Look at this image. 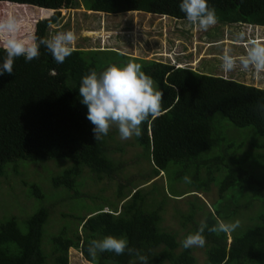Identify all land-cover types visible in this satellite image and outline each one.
<instances>
[{
	"label": "trees",
	"instance_id": "16d2710c",
	"mask_svg": "<svg viewBox=\"0 0 264 264\" xmlns=\"http://www.w3.org/2000/svg\"><path fill=\"white\" fill-rule=\"evenodd\" d=\"M181 2L0 0V8L16 11L26 21L24 29L31 22L29 27L38 28L34 33L44 38V26L54 23L62 10H69L75 4L84 11L106 16L140 13L187 21L179 9ZM207 2L216 10L221 25L264 28V0ZM50 15L49 19H44ZM4 58L5 53L0 48V63ZM129 62L141 64V70L163 91L162 114L145 121L141 136L134 135L124 141L123 146L113 140L118 132L111 129L107 136L96 141L94 126L87 119V107L80 102L82 77L92 70L99 73L111 65L123 67ZM261 104H264L263 89L107 49L77 47L62 64L55 62L44 46L40 48L38 59L26 62L23 57L16 58L12 75L0 76V182L7 178L6 164L62 159L69 164L49 177V188L62 189L63 195L73 202L91 198L81 192L83 174L93 183L103 181L107 184L106 190H111L113 185L117 190H112L115 203L104 204L103 200L96 211L75 217L76 225L66 221L52 232L47 227L50 214L43 204L47 194L38 183L22 181L24 194L33 198L35 204L31 210L24 211L22 217L0 216V264H68L69 250L76 251L88 263L91 260L87 253L89 242L109 235L126 238L129 247L148 257L149 264H196L193 248H183L182 242L176 240V233L160 226L167 199L185 196L187 209L177 211L176 216L185 239L199 229L202 221L209 227L215 225L217 219L233 223L238 211L233 204L241 193L247 199L245 206L255 209L252 216L245 218L249 225L219 235L206 229L203 234L206 244L202 248L205 264H264V155L257 153L262 147L252 152L257 162L251 163L257 166V171L246 167L247 155L242 159H234V153L229 159L214 157L212 162L216 164L219 160L220 167H208L199 159L200 154L210 150L216 142L222 143L221 138L213 136L209 123V116L214 114H219L235 128H250L264 137V112L258 107ZM230 146L224 149L217 146V149L227 152ZM125 149L126 152L136 149L128 162L123 158ZM141 161L149 166L144 175L146 181L141 183L163 177L166 186H170L171 180L177 185L184 183L186 190L168 195L169 198L161 183L152 181L149 187L143 188L133 184L125 176V170ZM11 168L13 174H17L16 167ZM185 176L191 183L186 185ZM211 185L216 190V198L211 199L207 207L198 195H207ZM98 198L92 197L93 201ZM14 203L18 206V201ZM104 208L108 209L104 211ZM171 208L176 212L175 207ZM61 217L70 218V215ZM133 261L141 264L127 253L104 252L99 253L92 264H133Z\"/></svg>",
	"mask_w": 264,
	"mask_h": 264
},
{
	"label": "rangeland",
	"instance_id": "374dc122",
	"mask_svg": "<svg viewBox=\"0 0 264 264\" xmlns=\"http://www.w3.org/2000/svg\"><path fill=\"white\" fill-rule=\"evenodd\" d=\"M72 1L74 3L77 2V0ZM72 7L69 10H62L54 23L44 26L45 28L43 29L41 28L42 32H44V39H50L57 33L71 30L77 36L76 42L73 45L74 48L80 47L85 50L93 49L99 51L107 49L132 58L163 61L168 64V59H174L173 55H177L174 60L180 62L183 68L188 67L199 73L231 79L264 90V78H257L251 71H244L239 66L231 72H225L221 67L222 61L220 59L227 48L232 50L233 55H241L246 52L250 40L264 41V28L239 25L228 26L217 23L207 31H204L188 21H175L167 17H154L140 13L106 16L104 14L84 11L82 7L76 4ZM0 10H2V18L9 12L17 14L11 8L6 10L4 7H1ZM50 17L51 15L44 17V19H49ZM30 24L31 22L26 24L25 33H34L38 29L29 27ZM241 32L245 34L244 39L238 40ZM180 49L183 53L178 52ZM170 51L174 52V54ZM209 123L213 128V136L215 135V139L217 136L218 139L221 138L222 143L216 142L210 150L202 153L203 155L200 154V158L198 157L200 160L205 161L208 167H220L218 164L219 160H217L216 164L212 162L214 157L229 159L231 154L234 153V159H236L247 155L248 163L246 167L251 171L258 170L257 166L251 163L257 162L252 152L255 151L254 149L262 147L257 153L264 155V137L255 134L250 128L240 129L233 127L219 114L209 116ZM111 130L118 132L112 138L115 142L122 143L123 146L126 140L120 138L118 128L114 126ZM228 145H231L230 151L227 150L228 153L217 149V146L224 149ZM135 151L136 149L127 150L126 152L125 149L123 158L128 162L133 158ZM209 152L211 155L207 154ZM68 164L67 160L62 159L49 162L29 160L6 164L4 171L8 170L7 178L5 182H3V179L0 182V216L22 217L24 211L31 210L32 206H34L33 198L31 199L23 192L25 191V187L21 184L22 181L26 183H38L42 192L47 194L43 204L50 214L47 227L51 228L52 232L66 221L71 225H76L75 217L81 218L88 213L96 211L103 203V200L104 204L116 202L112 198V195H114V191L112 190H117V187L115 188V185H113L111 190H106L104 186H107V184H104L103 181L93 183L88 179L87 174H83L85 171L82 173L81 183L83 187L81 188V192L88 194L91 197L89 199H83L82 201L74 200L73 202L63 195L62 189L53 190L49 188V177L58 174ZM14 166L17 169V174H13L12 172L11 167ZM148 167L145 161L133 163L131 167H127V171L125 170V176L133 184L140 185V188L144 186L149 187L152 181H154L153 183H161L164 185L165 195L169 198L171 196L168 195L181 194L183 188L184 191L186 190L184 183L177 185V183L169 181L172 178L171 176L168 179L170 186L165 185L166 182L164 183L163 177L156 181L152 180L145 184L141 183L146 181L144 175L148 172ZM47 175L48 179L46 178ZM209 189L207 195H198L207 207H209L210 200L216 198L215 188L211 185ZM96 196L100 198L93 201L92 197L95 198ZM184 197L176 200L167 199L169 201L165 206V213L162 215L160 224L163 230L176 233V240L181 242L184 240L183 236L185 232L178 226L176 216L177 211L185 212L187 209L184 204ZM14 200L18 201V206L14 203ZM246 201V197L241 193L233 204L238 210L233 223L239 220V226H242V228L249 225L246 223L245 218L246 216H252L255 210L247 208L245 206ZM171 207H175L176 212ZM119 208L120 203L117 204V211ZM107 209L104 208V211ZM61 215H70V218H63ZM236 229H239V227ZM193 250L192 254L196 264H205L203 249L193 247ZM67 256L68 264H88L83 261L76 251L69 250Z\"/></svg>",
	"mask_w": 264,
	"mask_h": 264
},
{
	"label": "clouds",
	"instance_id": "9594fccd",
	"mask_svg": "<svg viewBox=\"0 0 264 264\" xmlns=\"http://www.w3.org/2000/svg\"><path fill=\"white\" fill-rule=\"evenodd\" d=\"M179 9L185 14L186 20L200 30L207 31L218 23L216 10L209 7L207 0H182ZM25 23L24 17L12 12L0 18V48L5 53V58L0 63V76L5 73L12 75L16 58L23 57L26 62L38 59L41 46H44L54 61L60 64L74 51L73 45L77 36L73 31L60 32L50 39H44L33 32L21 35L25 32ZM244 36L241 32L238 40H243ZM173 57L175 59L177 55ZM174 59H168L169 64H173V68H183L181 63ZM220 59L225 72H231L239 66L244 71H251L257 78H264V41L250 40L246 52L241 55H233L232 50L227 48ZM141 69V64L129 62L123 67L111 65L99 73L92 70L82 77L79 87L80 102L87 107V119L94 126L96 141L107 136L114 126L118 128L122 140L131 139L134 135L139 137L142 134V124L162 114L164 93L154 79ZM258 107L264 112V104ZM183 179L186 183H191L188 176ZM239 225V220L231 223L217 219L216 224L209 227L202 221L199 229L182 241V246L185 249L203 248L206 244V237L203 235L206 229L219 235L230 233ZM104 252L116 255L127 253L135 256L141 264H149L148 257L129 247L126 238L111 235L89 242L87 253L91 260L88 264H92L97 255Z\"/></svg>",
	"mask_w": 264,
	"mask_h": 264
},
{
	"label": "crops",
	"instance_id": "0c3cea01",
	"mask_svg": "<svg viewBox=\"0 0 264 264\" xmlns=\"http://www.w3.org/2000/svg\"><path fill=\"white\" fill-rule=\"evenodd\" d=\"M170 52H171V51H170ZM178 52H179V53H183V52L181 51V49H180V50H178ZM171 53H172V52H171ZM172 54H174V52H173ZM173 56H174V55H173Z\"/></svg>",
	"mask_w": 264,
	"mask_h": 264
}]
</instances>
